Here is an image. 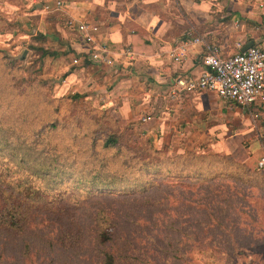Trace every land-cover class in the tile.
Instances as JSON below:
<instances>
[{
  "label": "trees",
  "instance_id": "trees-1",
  "mask_svg": "<svg viewBox=\"0 0 264 264\" xmlns=\"http://www.w3.org/2000/svg\"><path fill=\"white\" fill-rule=\"evenodd\" d=\"M8 59L0 50L2 76L8 75L7 81L13 83L9 87L18 91L13 100L0 103V154L4 152L26 168L0 169V264H168L170 252H185L178 246L182 242L207 247L215 244L211 229L214 199L210 194L215 179L241 181L248 187L258 186L264 193V170L251 169L226 154L201 156L186 151L173 156L168 154V145L155 149L152 138L133 145L136 134L131 123L122 124L105 110L90 106L84 112L76 109L73 116L82 124L90 113L97 127L91 131L73 130L72 145L74 149L82 143L89 145L93 158L87 161L92 166L77 171L65 165L67 160L62 158L58 144L52 139L44 141L49 132L65 129L57 117L61 107L56 106L55 114L52 112L55 120L38 122L34 134L27 135L31 131L25 120L36 109L33 89L34 94H41L46 82L21 76L20 67ZM0 90L5 92L4 88ZM68 99L77 103L74 96ZM16 100L18 103L12 107ZM57 101L51 99L50 103ZM9 120H21V126L6 125ZM65 131L70 132L67 127ZM50 144L52 148L39 150L40 145ZM158 156H162L161 163L154 162ZM96 158L101 168L98 170L93 169ZM120 158L130 168L138 165L146 178L129 179L111 170L109 162ZM173 180L179 188L177 194L168 190ZM201 182H205L202 184L208 194L202 199L204 212H212L202 221L194 220L190 213L187 229L176 227L172 215L196 208V194L190 191L185 195L182 186ZM63 185L70 189L61 190ZM77 189L84 193L82 197L72 195ZM171 200L176 208L170 206ZM258 224L264 230V221ZM196 226L200 234L194 231Z\"/></svg>",
  "mask_w": 264,
  "mask_h": 264
},
{
  "label": "crops",
  "instance_id": "crops-1",
  "mask_svg": "<svg viewBox=\"0 0 264 264\" xmlns=\"http://www.w3.org/2000/svg\"><path fill=\"white\" fill-rule=\"evenodd\" d=\"M57 1L63 5L58 7ZM71 18L98 25L96 39L113 56L114 65L89 59L81 34L68 25ZM11 21H18L21 32H13L11 25L5 31ZM0 28L14 56L33 33L46 34L43 45L51 50L46 60L53 62L47 68L50 75H66L65 86L84 93L121 122L154 115L143 130L156 139L209 140L216 151L253 169L262 155L264 140L259 134L250 137V118L261 119L259 131L264 132V104L252 117L213 92L175 94L178 75L191 78L205 69L206 48L190 44L182 62L170 53L188 39V30L219 46L223 55L250 42L264 48V0H0ZM127 48L137 54L131 63L126 62ZM74 57L80 59L78 64H73ZM235 118L242 121L236 131ZM236 150H241L240 157ZM263 218L261 213L259 220Z\"/></svg>",
  "mask_w": 264,
  "mask_h": 264
},
{
  "label": "rangeland",
  "instance_id": "rangeland-1",
  "mask_svg": "<svg viewBox=\"0 0 264 264\" xmlns=\"http://www.w3.org/2000/svg\"><path fill=\"white\" fill-rule=\"evenodd\" d=\"M17 22L18 21H11L9 22L10 24H8V26L7 24H5V26L8 27H5V31H10L12 27L13 32L16 30L17 32H21V28L17 24ZM10 25L11 27H9ZM1 30L3 29L0 28V50L3 51V56L8 57V60L11 64H15L17 65V67H20L21 76L32 81L42 80L46 82L45 87H43L41 90V94H39L38 92L34 94L35 90L33 89L34 106L36 109H33L29 119L25 120V124H28V128L31 131L29 132L27 130V135L31 137V135L34 134V132L38 129V122H48L50 120H55L56 115H53V113L55 114V107L60 106L61 108L58 112L57 117L60 119L62 124H64V128L66 129L67 127V130H70V132L65 131L64 128V130L62 129L63 131L60 133L51 131L48 133V136L44 137V141H49V139H52L53 143L58 144L57 148L60 147V149L63 150L62 158L67 160V163L65 165H71L77 171L81 170V168L82 170L90 169L92 164H89L87 160H91L93 158L91 155L93 151L92 149H88L89 145L86 143L75 146V150L72 145V136L74 135V132L72 131L75 129L91 131L95 129L97 125L94 123V120L91 117L90 113L86 115L84 119L85 121L82 124L78 122L77 117L73 116V113H75L76 109H80L82 110V112H84L83 110L86 109V107L96 106L91 103V101L84 95V93H81L76 89H70V87L64 85V80L67 77L66 75H50L47 68L52 67L53 62L51 63V61L46 60V56L50 52L47 54H44L43 52L44 49H47L43 45L48 38L46 34L41 31H37L36 33L32 32L33 34L31 36V41L25 46H22L21 50L18 52L20 54H23L24 50H28L26 60L22 61L13 60L12 57L14 56V54H16V51L13 46L7 44V39L1 36L3 35L1 34ZM42 35H44L45 37H42ZM48 49L50 50V48ZM3 72L4 70L0 67V82H2V84H0V89L4 88L5 90V92L3 90H0L1 104L13 100L16 97V91H18V89H11L9 87V85L13 83H9L7 81L6 77L8 78V75L2 76ZM70 96H74L77 103H73V100L68 99ZM51 99H55L58 101L54 102V104L51 105ZM39 102L40 105H37ZM16 103H18L17 100L14 105H12V107H14ZM98 109L105 110L104 108ZM0 111H2V109ZM105 111L108 112L107 110ZM144 116L138 119V121L122 122V124H132L131 128H133V130L135 131V137L137 139H134L136 143L133 145L138 146L144 140L152 138V144L155 149L161 148L163 145H168V147L170 148L168 154L173 156L175 154L177 155L186 151L195 152L200 154L201 156L217 153L224 154L223 151H216L217 149L211 146L213 142L209 140L200 141L199 139H194L188 141H176V139H172L164 141L160 138L156 139L154 135L149 134V132H145L143 130V124H146L145 122H149L144 121ZM151 116L153 120L154 115L151 114ZM21 120H18L15 123H13L12 120H9L6 121V125L16 126L19 128L21 126ZM241 122L242 121L240 119L235 118V131L240 129ZM260 123L261 119L250 118V129L252 130L250 137H258L259 134V138L261 140H264L263 130L261 129V131H259ZM34 128L35 130L33 131ZM69 140L70 143L68 145H70V147L69 149H67L66 144ZM51 146V144L48 145V147H41L40 145L39 150H42L41 148H43V150H48L49 148H52ZM261 148L263 153V146H261ZM97 151L99 153H103L100 152L101 150ZM236 151V155L240 157L241 150ZM124 158H120V161L117 159H112L109 162L110 169L122 172L129 179H132L134 177L139 178L141 176L146 178V172L144 170H142L138 165L135 164L130 168L128 164L124 162ZM161 158L162 156H158V158H156L154 162L161 163ZM73 161L74 163H72ZM95 161L96 168L93 169H101L98 168L100 165L99 158H96ZM6 168H12L13 170H15V168H21L22 171L24 170L23 168H26V166H22L21 164L18 165L16 161L11 159V156L9 157L3 152L2 154H0V169L4 170ZM251 169L253 168L251 167ZM254 169L257 170L256 166L254 167ZM262 181H264V179ZM175 183L176 180L171 181L168 184V190H171V192L177 194V189L179 188H176ZM202 183L205 182H201L198 185L194 186H182L181 189L185 195H188V192L190 191L196 194L194 196V200L196 201V203H193L196 208L195 210L191 209L189 211L184 209V211L182 210L178 215H172L171 219L176 221V227L184 228L186 230L188 227L187 220L191 219L190 213L192 214V218L194 220L202 221L206 217V215H209V213L212 212H204L206 210V207L202 205V202H204L202 201V199L206 198L208 194L203 188L205 187V184ZM210 186L211 198L214 199V203L212 206L214 209V225L211 229L215 237V244L212 247H207L204 244L200 245L199 243H195L194 245H188L187 242H182L178 246H180L181 250L185 252H170L169 255L172 256V258L170 257L168 264H172V260L174 261V264H248V262H252L253 264H260V262H264V241L262 240L264 234H260L262 229L258 224L259 215L261 212H264V193L261 191V188H259L258 186L248 187L245 186L241 181L228 180L227 178L219 180L215 179L213 183L210 184ZM60 188L61 190L65 191L66 189H70V186L66 187L65 185H63L60 186ZM78 191H81V189L74 190L75 194L73 193L72 195L82 197L84 193H80ZM48 196L50 197L52 195L50 194ZM170 206H172V208H176L177 204L176 202L171 200ZM187 212H189V215L186 214ZM181 214L186 215L180 218ZM262 220L264 221V218ZM195 228L196 229H194V231L197 234H200V228H198V226H196ZM250 234L252 236V239L249 236ZM257 242L261 245H258Z\"/></svg>",
  "mask_w": 264,
  "mask_h": 264
},
{
  "label": "built area",
  "instance_id": "built-area-1",
  "mask_svg": "<svg viewBox=\"0 0 264 264\" xmlns=\"http://www.w3.org/2000/svg\"><path fill=\"white\" fill-rule=\"evenodd\" d=\"M62 1H57V6L61 7ZM50 9V6H46ZM68 25L77 29L83 41L89 49V59L114 65V58L109 54L106 46L100 43L95 34L99 27L95 23L69 19ZM184 43L171 50V57L177 62H182L189 53L190 44H203L206 48L203 59L205 69L195 77L178 75L175 78V91L195 92L209 91L217 96L240 106L254 117L257 111L264 104V48L251 46L246 51H237L228 55H223L221 48L217 45L209 44L200 36L195 35L192 30H188ZM127 63L135 60L136 52L132 48H127L124 52ZM80 59L73 58V63L78 64ZM144 121L152 120L151 115H145ZM257 170H264V152L256 164Z\"/></svg>",
  "mask_w": 264,
  "mask_h": 264
},
{
  "label": "water",
  "instance_id": "water-1",
  "mask_svg": "<svg viewBox=\"0 0 264 264\" xmlns=\"http://www.w3.org/2000/svg\"><path fill=\"white\" fill-rule=\"evenodd\" d=\"M254 46L253 42H250L248 44H246L241 51H246L249 47ZM27 51L28 50H24L23 54H19L17 56H13V60H22L25 61L26 60V55H27Z\"/></svg>",
  "mask_w": 264,
  "mask_h": 264
}]
</instances>
